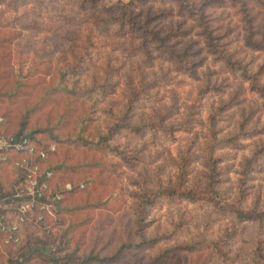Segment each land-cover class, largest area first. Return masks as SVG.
I'll list each match as a JSON object with an SVG mask.
<instances>
[{"label":"trees","instance_id":"obj_1","mask_svg":"<svg viewBox=\"0 0 264 264\" xmlns=\"http://www.w3.org/2000/svg\"><path fill=\"white\" fill-rule=\"evenodd\" d=\"M32 1L33 10L39 15L47 13L54 21L73 23L72 14L53 7L49 0ZM149 1L140 0V3L146 5ZM171 3L174 6L167 11L151 12L149 8L141 14L122 3L77 0L75 4L79 11H84L89 17L85 26L75 31H54L56 37L65 39L67 48L58 54L49 69L38 66L40 73H31L27 80L14 76L12 68V47L21 32L0 17V114L7 120L8 130L11 131L12 126L16 134L34 140L40 148L51 144L57 146L46 163V168L54 173L52 193L61 191L63 185L73 186L64 194L59 224H27L20 227L18 234L4 231L0 225V264H39V261L42 264H115L123 255L135 256L140 251L149 250H156L150 264H161L180 252L199 253L197 264H208L206 259L209 257L204 258L208 253L228 259L223 244H220L221 239L218 242H182L166 249L160 248L178 235L168 231L166 234H148L149 210L162 199L171 203L183 200L191 204H210L230 214L239 223L256 222L263 226L264 209H246L239 203L221 200L219 164L225 156L215 155L211 147L205 166L207 182L204 188L185 185L187 163L184 159L175 184L131 192L129 197L133 203L130 208L136 225L133 242L123 244L112 254H102L94 249L87 253L83 251L88 227L98 210L117 213L128 204L122 182L126 171L135 168L137 158L136 154L115 143L116 139L124 134L142 137L149 133L156 140L161 128L155 122L136 123L131 118L135 106L142 104V90L130 96L121 93L129 54L140 51L151 59L150 45H153L179 71L192 77L196 75L197 64L190 60L194 54L189 48L178 50L174 40L178 37L176 30L180 23L177 29L172 25L166 29L156 28L154 23L158 25L161 17L187 15L193 19L208 53L216 61L224 62L234 75L239 73L250 91L264 103V83L260 78L264 64L259 71L251 72L250 63L235 57L227 42H222L224 34L217 33L212 24L213 20L224 22L226 16H235L241 24L244 45L254 52L264 53V0H171ZM16 5L15 2L14 7ZM30 25L36 29L39 26L36 22ZM109 26L117 27V33L122 36L137 38L140 44L124 50V55L118 54L108 41L100 37ZM199 91L201 96L220 92L219 87L210 82L200 86ZM224 107L216 108L208 119L210 132L214 133L209 139L215 143H226L225 139L219 141L215 134L216 122L223 115ZM243 128L240 135L245 133ZM181 129L179 124L166 128V131L174 138ZM248 135L244 134V137ZM263 152L264 143L256 146L252 155L245 158L244 177L254 169L253 165ZM17 172L10 165L0 167L3 195L12 193ZM245 181L241 180L242 183ZM14 220L15 217L11 222ZM10 235L19 236L20 241H10ZM257 262L264 264V253H258Z\"/></svg>","mask_w":264,"mask_h":264},{"label":"rangeland","instance_id":"obj_2","mask_svg":"<svg viewBox=\"0 0 264 264\" xmlns=\"http://www.w3.org/2000/svg\"><path fill=\"white\" fill-rule=\"evenodd\" d=\"M105 1L109 4L129 5L141 14L149 8L151 12L167 11L174 6L171 0H151L146 5L141 4L140 0ZM15 2L0 0V17L21 32L12 47V68L14 76L27 80L31 73H40L38 66L49 69L58 54L67 48L65 39L56 37L53 32L80 30L89 17L84 11H79L75 4L77 0H49L53 7L72 14L73 23L54 21L47 13L39 15L32 8V0ZM164 16L158 25L154 23L156 28L166 29L172 25L177 29L180 23V28L176 30L178 37L174 40L178 50L189 48L194 54L190 60L197 64L196 75L192 77L179 71L153 45H150L153 54L151 59H147L145 53L140 51L129 54L121 93L130 96L142 90V104L135 106L131 118L136 123L155 122L161 128L156 140L149 133L142 137L124 134L116 139L115 143L136 154L137 158L135 168L126 171L122 182L128 204L117 213L98 210L87 230L83 249L85 253L94 249L102 254H112L123 244L133 242L136 239V225L130 208L133 203L129 197L131 192L175 184L184 159L187 163L185 185L204 188L207 182L205 166L211 147L215 155L225 156L219 164L221 200L224 203H239L246 209H264V152L258 156L254 169H250L246 177L242 174L245 158L252 155L256 146L264 143L263 100L250 91L248 83L239 73L234 75L224 62L216 61L208 53L193 19L187 15L173 18ZM225 20L212 21L217 33L224 34L222 42H227L238 60L250 63L251 72L259 71L264 64V53L254 52L244 45L241 24L235 16L228 15ZM32 22L39 25L37 29L30 25ZM100 37L108 41L110 47L120 55H124V50L140 44L137 38L117 33L115 26H109ZM260 78L264 83V72ZM208 82L218 86L220 92L201 96L199 87ZM220 106H225L224 113L216 122L215 134L219 141L225 139L226 143H215L209 139L214 133L210 132L208 119L214 113L212 111ZM179 124L181 131L175 133L174 138L171 137L166 128ZM241 127H244L245 133L240 135ZM12 130L14 132L11 126ZM244 134L249 135L244 137ZM241 180L246 181L242 183ZM147 218L150 223L149 235L164 234L167 231L178 234L174 240H169L160 248L166 249L182 242H218L221 239L220 244H223L228 259L205 252L207 255L204 258L209 257L206 259L208 264H259L258 253H264V224L239 223L230 214L210 204H191L183 200L171 203L162 199L149 210ZM155 252L140 251L135 256L125 253L115 264H150ZM198 256L197 252L175 253L161 264H197ZM38 263L42 264L40 261Z\"/></svg>","mask_w":264,"mask_h":264},{"label":"built area","instance_id":"obj_3","mask_svg":"<svg viewBox=\"0 0 264 264\" xmlns=\"http://www.w3.org/2000/svg\"><path fill=\"white\" fill-rule=\"evenodd\" d=\"M56 150L55 144L40 148L27 136L8 130L7 120L0 114V167L10 165L18 171L12 193L7 196L0 190V225L4 231L18 234L23 225L61 222V203L73 186L66 184L59 192L51 191L54 173L46 163ZM9 240L18 243L20 237L10 235Z\"/></svg>","mask_w":264,"mask_h":264}]
</instances>
